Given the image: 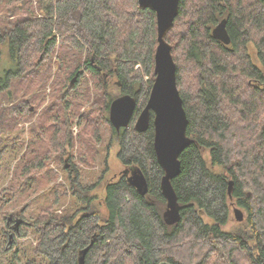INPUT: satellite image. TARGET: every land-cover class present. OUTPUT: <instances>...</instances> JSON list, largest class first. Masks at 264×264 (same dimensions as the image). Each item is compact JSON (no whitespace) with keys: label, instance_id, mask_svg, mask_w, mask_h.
I'll list each match as a JSON object with an SVG mask.
<instances>
[{"label":"trees","instance_id":"trees-1","mask_svg":"<svg viewBox=\"0 0 264 264\" xmlns=\"http://www.w3.org/2000/svg\"><path fill=\"white\" fill-rule=\"evenodd\" d=\"M33 1L0 0V62L5 64L0 70V142L6 135L21 144L18 125L37 113L35 92L46 87L53 73L57 44L56 72H62L57 78L65 90L63 97L60 89L56 95L64 104L51 101L44 107L54 124L50 146H36L32 130L10 183L0 188V203L7 201L5 191L12 193L11 204L25 202L36 194L32 186L51 180L48 161L72 142L71 118L89 100L90 80L97 99L81 117L93 127L100 114L111 125L114 98L134 96L131 122L120 130L111 125L110 138L124 168H140L149 190L139 194L121 172L117 181L104 184L103 213L91 194L97 184L84 186L75 177L71 190L85 205L83 214L57 216L52 204L41 209L28 224L36 236L30 248L34 258L26 264H78L79 252L88 245L84 264H264V0L179 2L166 40L190 143L172 179L181 206V219L173 225L162 216L166 201L153 150V114L147 130L134 125L154 79L155 12L137 0H35V6ZM223 18L229 44L211 33ZM27 78L21 89L12 84ZM40 98L45 99L44 93ZM44 128L41 123L37 131L42 135ZM233 203L246 216L225 230Z\"/></svg>","mask_w":264,"mask_h":264},{"label":"rangeland","instance_id":"rangeland-1","mask_svg":"<svg viewBox=\"0 0 264 264\" xmlns=\"http://www.w3.org/2000/svg\"><path fill=\"white\" fill-rule=\"evenodd\" d=\"M36 4L34 0L32 5L35 6ZM0 18L4 19V14L2 12H0ZM59 50L57 44L52 55L53 60L51 57L52 66L54 68L53 73L46 87L35 92L36 96L33 103L38 104L36 115L31 120L18 125L16 134H18V139L22 140L21 144L20 141H18V143L15 140L12 141L11 138L6 135L3 136L4 142H0V150H3V155L0 159V188L10 183L12 170L17 166L18 160L26 149L28 139L32 137V130H34L33 134L36 137V146H38L39 142H41L39 145L48 148L50 146L53 133L51 128H53L54 124H52V120L49 118L50 116L44 114V107L51 101H56V104H59L60 107L64 104V101L60 98L65 87H62L63 84L59 85V77L57 78V75H62V72H56V55ZM250 52L255 63H257L254 50L250 48ZM4 65L3 60H1L0 70ZM25 82H28V78L21 81L14 79L12 84L18 90L21 89V86ZM89 84L91 86L89 100L86 101V103L81 106L80 110L77 111V114L71 118L72 126L70 132L72 134V142L66 144L63 149L64 154L59 157L55 155L48 161V168L51 173L49 175L52 176L51 180L48 181L44 179L41 184L32 186L36 194L25 202L23 200L20 201L17 205L11 204L12 201L8 202V199L12 196L10 191H5L2 195L7 201L6 203H0V264H26L28 260L34 258L30 253V248L35 244L34 240L36 235L34 234L33 228L28 224L35 218L41 209L52 204L55 206L54 213L57 216L75 215L79 217L83 214L85 205L79 201L77 195L73 194L71 190V182L75 180V177L77 181L84 186H93L97 184L91 191V194L96 196V201L99 203L100 210L103 213L106 212L104 206V184L108 181H117L121 177L124 165L118 157L119 147L114 142L111 143V125L103 120L102 114L99 113L100 117L95 118L96 122H98L95 127H93V124L86 121L88 120L87 118L81 117V112L90 109V106L93 105L92 102L97 99L96 90L92 86L91 80ZM58 90L60 91V98L56 95ZM41 93H44L45 99L43 101H41L40 98ZM20 98V94H18L15 100L17 101ZM28 101L30 103V100ZM33 103L31 104L32 109L34 107ZM36 123H38V125ZM41 123L42 126H45L42 135L37 131ZM65 165H67V167H65ZM55 200H57L56 203H54ZM165 206L166 203L163 211L165 210ZM233 206L238 205L235 203L231 205L230 219L224 227L225 230H229L239 223L234 218ZM243 212L244 216H246V212L244 210ZM11 214L12 216L23 218L26 223L15 232L11 244H8L5 221L8 215ZM201 217L204 220H209L204 213L201 214ZM23 232L26 235L20 236V233ZM37 260L40 261L39 258H37Z\"/></svg>","mask_w":264,"mask_h":264},{"label":"water","instance_id":"water-1","mask_svg":"<svg viewBox=\"0 0 264 264\" xmlns=\"http://www.w3.org/2000/svg\"><path fill=\"white\" fill-rule=\"evenodd\" d=\"M141 8H150L156 14L157 46L154 53V79L148 100L135 120L138 131L148 129L151 113L153 114V150L156 161L162 169L160 190L166 201L163 211V220L167 225H173L181 219V206L172 185L181 170L179 156L189 145L187 135L188 118L184 109L183 100L177 87L176 64L174 62L171 45L166 40V35L174 25V20L179 14L180 0H137ZM212 36L224 44L230 43V36L226 28V19H221L213 28ZM77 73L70 80L73 85ZM32 109V108H31ZM136 109V100L131 94L125 93L114 98L109 105L108 118L111 125L120 130L131 122ZM67 167V165H65ZM128 184L136 191L145 195L148 190L146 176L138 167L124 168ZM233 181L228 182V194L231 198ZM236 221L244 220V212L238 206H233ZM11 219V215H8ZM19 223V220L17 221ZM92 243V242H91ZM90 243V244H91ZM89 245L79 252L78 264H84L85 255ZM156 264H171L161 260Z\"/></svg>","mask_w":264,"mask_h":264},{"label":"flooded vegetation","instance_id":"flooded-vegetation-1","mask_svg":"<svg viewBox=\"0 0 264 264\" xmlns=\"http://www.w3.org/2000/svg\"><path fill=\"white\" fill-rule=\"evenodd\" d=\"M254 56L256 58L255 52H254ZM256 60H257L256 64H259V60L257 58ZM18 220H19V223H17ZM5 222H6L5 226L7 227V243L11 244V241L14 237L15 232L19 230L20 227L26 222L24 221L23 218H20L18 216H12V214H11V219H8L7 217Z\"/></svg>","mask_w":264,"mask_h":264}]
</instances>
